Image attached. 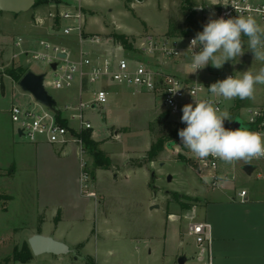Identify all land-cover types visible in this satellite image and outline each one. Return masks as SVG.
I'll list each match as a JSON object with an SVG mask.
<instances>
[{
	"label": "rangeland",
	"instance_id": "rangeland-1",
	"mask_svg": "<svg viewBox=\"0 0 264 264\" xmlns=\"http://www.w3.org/2000/svg\"><path fill=\"white\" fill-rule=\"evenodd\" d=\"M194 1L195 21L207 23L209 19L220 18L216 7L219 0ZM66 9L80 14V23L58 15ZM49 13L57 17H50ZM170 22L177 33L182 29L187 32L181 36L183 41L187 36L196 35L188 25L182 0H51L33 6L28 12L0 13V264H55L52 254L33 255L26 262L12 256L14 249L29 246L32 232L48 233L54 229L62 209L67 217L59 229L68 234L79 232L81 224L94 227L95 221H107L109 228L115 230L110 232L109 241L96 242L94 238L87 244V251L91 253L89 264H179L178 258L182 255L187 258L185 264H199L195 256L196 237L188 234L189 225L192 221H206L213 229L217 224H224L226 213L213 211V208L208 210L206 206L212 198L222 205L226 203L222 201L225 197L221 190H212L211 180L206 175L208 171H198L196 165L200 160L183 147L178 132L186 124L169 116L159 120L166 110L162 95L148 90L135 91L125 84L111 83L110 87L103 81L88 84L90 92L103 86L109 91L110 105L88 108L85 115L93 124L88 135L100 141L99 148L102 144L111 164L106 169L96 167L88 152L84 160L92 181L84 190L79 147V155L72 151L73 144H68L61 154L57 151L59 145L48 143L41 144L39 150L24 149L22 147L32 142L19 135L10 113L14 104L50 112L23 90L19 81H13L8 75L10 70H34L44 73L50 82L55 78L46 61L31 56L16 57L21 52L15 45L19 37L23 38V45L28 43L31 49L44 50L39 41L45 40L64 45L79 55L80 33L83 37L88 33L104 37L116 31L135 34L128 36L132 39L163 37L169 36ZM68 26L75 29L65 34L63 29ZM243 41L242 56L226 62L220 69L209 64L203 77L215 83L229 74L239 76L247 70L256 73L264 67V62L254 61V54L248 49V38L243 37ZM141 54L135 47L124 50V56L130 58L140 59ZM166 69L175 71L173 62H169ZM77 83L70 88L47 86L61 113H66L65 104L79 101ZM88 96L86 92L83 98ZM225 101L222 111L242 120L245 127L243 116L249 118L250 114L246 109L240 113L239 108L261 104L264 85L256 86L254 99ZM153 143L161 144L162 148L152 160L148 151ZM14 162L16 172L13 175ZM204 176L210 187L202 180ZM231 180L230 176L228 182ZM236 184L239 189L241 185ZM94 198L99 203L96 204ZM183 200L194 204L183 209L180 205ZM154 205L158 207L152 208ZM78 212L88 219L77 220ZM129 235L133 239L128 238Z\"/></svg>",
	"mask_w": 264,
	"mask_h": 264
},
{
	"label": "built area",
	"instance_id": "built-area-1",
	"mask_svg": "<svg viewBox=\"0 0 264 264\" xmlns=\"http://www.w3.org/2000/svg\"><path fill=\"white\" fill-rule=\"evenodd\" d=\"M216 4L219 6V16L225 19L235 18L238 15H252L254 18L258 17L264 21V0H219ZM58 15L63 19H74V22H78L80 19V14L69 9L60 12ZM50 16L57 17L55 13H50ZM74 29L75 27L72 26L64 27L63 32L70 34ZM194 37L195 35L187 36L185 41L181 36H144L130 39L132 48H138L142 53L140 59L124 56V50L127 48L123 43L115 42L111 37L105 38L95 34L86 37L81 36V41L89 45L111 41L112 50L110 53L96 55L89 50L82 49L78 58L74 59L68 55L64 47L53 45L45 40L39 41L44 50L37 48L24 50L21 48V52L16 57L31 56L35 60L46 61L50 66L57 62L55 69L51 67L55 78L50 82L45 77L46 87L50 84L56 89L70 88L75 82H78L80 90L88 92L90 96L88 99H79L76 105L65 106V109L69 111V117L63 116L60 112L61 118L65 119L67 124L59 121L58 113L52 110L50 112L38 111L34 108L14 104L10 108V113L13 122L17 125V131H22L20 136L32 143L64 146L71 140L76 141L81 157H83L81 162L82 188L87 189L92 181V175L87 170V163L84 160L88 151L81 135L85 130L93 129V124L86 118L85 110L110 105L109 91L105 87L90 92L87 89L88 84L103 81L106 84H125L134 88L135 91L157 92L164 98L165 111L168 112L169 117L178 119H181L182 107L189 103L194 105V99L209 100L214 103V106L221 111L223 110L226 104L225 99L213 96L207 89L213 82H210L207 77H203L206 67L197 70L196 73H189L191 71L189 65L192 53L187 49ZM21 43L22 38H19L17 46H21ZM194 51H199V49ZM60 53H65L66 56L61 57ZM29 59L27 58V60ZM169 62H173V66L179 64L180 67L173 72L166 71ZM228 76L232 75L229 74ZM171 90L178 91L173 94ZM248 112L250 116L246 118L245 123L248 126L258 124L257 128L248 127V129L264 133V108H250ZM73 122L78 124L77 128L73 126ZM227 129H231V127ZM254 161L256 160L252 162ZM221 162V160L209 156L205 160H200L196 168L201 172L208 171L211 184L215 186L218 182L215 175ZM239 195L244 200L246 191L242 190ZM188 234L196 237L199 246L196 256L199 264H215L210 251V223L192 221L189 225Z\"/></svg>",
	"mask_w": 264,
	"mask_h": 264
},
{
	"label": "clouds",
	"instance_id": "clouds-1",
	"mask_svg": "<svg viewBox=\"0 0 264 264\" xmlns=\"http://www.w3.org/2000/svg\"><path fill=\"white\" fill-rule=\"evenodd\" d=\"M243 37L248 38V49L254 54V61L264 62V27L254 16L209 19L188 46L187 51L192 53L189 73H196L209 64L220 69L226 62L242 56ZM197 48L199 51H194ZM260 84H264V67L256 73L247 70L239 76H228L207 89L213 96L225 100H244L254 99L256 86ZM178 90L171 92L175 94ZM225 120H232L229 113L209 100L194 99V105L185 104L181 122L186 127L178 132L183 147L199 160L211 156L228 164L238 161L251 164L253 160L264 158V133L243 127L226 129Z\"/></svg>",
	"mask_w": 264,
	"mask_h": 264
},
{
	"label": "crops",
	"instance_id": "crops-1",
	"mask_svg": "<svg viewBox=\"0 0 264 264\" xmlns=\"http://www.w3.org/2000/svg\"><path fill=\"white\" fill-rule=\"evenodd\" d=\"M4 14L5 12H3V15ZM255 19L262 27H264L263 20H261L258 17H255ZM40 20L43 22L42 18H40ZM78 23H80V19H78ZM108 33L109 32H106V34ZM81 34L82 33H80L81 50L82 49L89 50L95 53L96 55L107 54L110 53V51L112 50V45L110 43L111 41L109 43L103 42L98 45H90L89 47H87L86 46L87 43L81 41V36H82ZM121 34H126L127 36L135 35L129 33H121ZM88 35H92V34L88 33ZM104 37L107 38L109 36H104ZM129 38L132 39L131 37ZM17 41L15 42L16 48H22V49L27 48V50H31L32 47L28 45V43L25 45L21 43V46H17ZM22 42H23V38H22ZM57 46L64 47L71 58L74 59L78 58L79 55H75L66 46L64 45L61 46L58 44ZM179 67H180L179 64L174 65L175 69ZM13 81L15 80L13 79ZM76 85L78 86L79 89L78 98L81 99L83 98V95L86 92H82L80 90V85L78 83ZM110 86H111L110 84H106V87H110ZM89 96L86 99H88ZM76 104L77 103L72 102L70 106ZM67 105L68 104H65V106ZM258 107L264 108V101L258 106L240 107L239 109H241L240 111L241 113L242 109L248 110L250 108L253 109ZM68 113L69 111L67 112L66 110V113L64 112L62 113V115L65 117H69ZM243 119L246 120V117L243 116ZM72 124L73 126H76V128L78 127V124L76 122H73ZM87 131L89 130H85L84 132ZM93 137H94V133H93ZM94 139L97 142H100L95 137ZM41 144L44 143H30V145H25V146L23 145L24 147L22 148L24 149L32 148V150H39L40 148L39 146H42ZM68 144H73L72 151L77 152V154L79 155L78 152L79 146L74 140L69 141L64 146H58L57 151H59V153L61 154L63 151H65V147L68 146ZM101 146L102 144H100V148ZM105 152L107 153V151ZM78 157L80 158L79 164H81L83 157H81V154ZM251 164L255 165V169L252 171V173H247L244 170V166L246 165L244 161H238L231 164L222 161L220 163L219 170L216 172L215 175L218 180L217 185L213 186L211 184L212 190H215L217 188L224 193L225 200L222 201L226 202L222 205H219V203L222 202H219V200L212 198L210 199V201L207 202V206H206V209L208 208V210L213 208V211L220 210L226 213V221L224 224H217L216 227H214L213 229L210 224L211 226L210 251L213 256V261L215 264H264V159L256 160L254 162H251ZM12 169L13 170H11V172L14 175L16 172L15 162L13 164ZM206 175L209 178H211L209 173H207ZM205 176L201 178L208 185V187H210V184L204 179ZM230 176L232 180L228 182ZM221 177H223V180L220 179ZM237 182L241 185L239 189H237L236 186ZM242 190L246 191L244 200H242V197L239 195V193ZM94 201L96 204L99 203L95 198ZM204 205L201 206L200 209L204 207ZM65 217H67L66 212L62 209V216L56 218L54 229L52 228L48 233L43 232V230L40 231L38 230L31 233V235L36 233H42V234L44 233L45 235L53 236L58 240L64 241L69 245L71 249L70 253L66 255H52L53 256L52 262H54L55 264H84V262H86L91 258L90 257L91 253L87 251V244L90 241H92L94 238L96 242L98 240H102V242L109 241L111 239L110 232L115 231L114 229L109 228L110 226L107 221L104 223L95 221L94 227H92V225L86 226L81 224V229L79 232H74V234L73 233L68 234V232L59 229L60 223L65 219ZM87 219L88 218L85 216V214H80V212H78L77 220L84 221ZM119 238L120 236H118V239ZM128 238L133 239L131 235H129ZM118 239L115 238V240ZM196 248L198 252L199 246L197 245ZM74 255H76L75 261H72ZM89 263L90 261H87V264Z\"/></svg>",
	"mask_w": 264,
	"mask_h": 264
},
{
	"label": "water",
	"instance_id": "water-1",
	"mask_svg": "<svg viewBox=\"0 0 264 264\" xmlns=\"http://www.w3.org/2000/svg\"><path fill=\"white\" fill-rule=\"evenodd\" d=\"M36 0H0V12H13L20 13L24 11L30 10L35 5ZM61 57H65V53H60ZM57 66V62L51 64V67L55 69ZM45 77L44 73H39L34 70H28L26 74L20 79L19 85L21 88L27 92H29L34 99L48 107L50 110L59 113L60 108L56 99L49 93L47 87L45 86ZM247 128L242 125V120L235 119L233 121L231 130H235L239 127ZM19 135L22 134V131H18ZM255 169V165L246 164L244 166V170L247 173H252ZM169 181L172 180V177L169 176ZM169 192V191H167ZM153 207H158V205H154ZM28 244L32 250L33 255H41V254H52V255H66L71 252L69 245L61 240L54 238L53 236L45 235L42 233H36L29 237ZM186 256L182 255L178 258L179 264L186 263Z\"/></svg>",
	"mask_w": 264,
	"mask_h": 264
},
{
	"label": "trees",
	"instance_id": "trees-1",
	"mask_svg": "<svg viewBox=\"0 0 264 264\" xmlns=\"http://www.w3.org/2000/svg\"><path fill=\"white\" fill-rule=\"evenodd\" d=\"M51 0H36L35 2V6L38 5H42V4H47L49 3ZM128 2H134V1H145V0H127ZM183 2V7L184 10L186 12L187 15V19H188V25L194 30L195 33L200 32L203 30V26L206 24L204 21H195V16H196V11H194V4L195 1L194 0H182ZM216 7L219 8V6L217 5ZM1 13V12H0ZM169 36H185L187 35V32L184 31L183 29L181 30L180 33L176 32V27L172 25V23L170 22V27H169V31H168ZM109 37L113 38L115 42H121L125 45V47L127 49H131L132 48V43L129 40V37L126 34H121V33H117V32H113L111 35H109ZM26 70L25 69H12L8 72V75L14 79L15 81H20V79L26 74ZM241 106L238 104V107ZM58 120L61 121L63 124H67V121L65 119L61 118V113L59 112L58 115ZM168 112L164 111L163 113L160 114V116L158 117L159 120L160 119H167L168 117ZM230 118L232 120H225L224 121V126L225 127H232L233 121L236 119L235 116H230ZM183 125H185L183 123ZM249 128H257L258 124L255 125H250L248 126ZM182 129V128H181ZM81 137L83 138L84 141V145L87 149V151L89 152L90 155L93 156L94 161H95V165L96 167H100V168H109L110 164H111V160L110 157L107 155V153L99 148V143L92 140L90 135H88V132L86 133H82ZM162 146L159 143H153L152 148L148 151V154H150L151 159L153 160V157H155L159 151L161 150ZM178 194V193H177ZM180 197V195H177V198ZM184 199L186 198L185 195H183ZM194 203H190L189 201H181L180 205L183 209L186 208H191L193 206ZM33 256L32 250L30 248V246L26 245L22 250H19L18 248L14 249L13 252V258L16 260H21L22 262H26L28 260H30Z\"/></svg>",
	"mask_w": 264,
	"mask_h": 264
},
{
	"label": "flooded vegetation",
	"instance_id": "flooded-vegetation-1",
	"mask_svg": "<svg viewBox=\"0 0 264 264\" xmlns=\"http://www.w3.org/2000/svg\"><path fill=\"white\" fill-rule=\"evenodd\" d=\"M179 195H181V194H179Z\"/></svg>",
	"mask_w": 264,
	"mask_h": 264
}]
</instances>
